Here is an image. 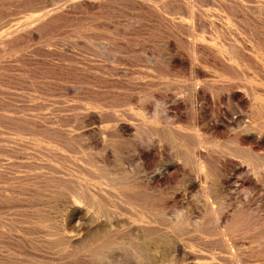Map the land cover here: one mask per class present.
<instances>
[{"label":"bare ground","instance_id":"bare-ground-1","mask_svg":"<svg viewBox=\"0 0 264 264\" xmlns=\"http://www.w3.org/2000/svg\"><path fill=\"white\" fill-rule=\"evenodd\" d=\"M50 1L25 16L0 15V56L15 58L22 39L51 46L76 9L97 13L95 36L70 27L55 37L63 45L81 40L94 59L95 77L83 82H94L95 96L79 108L98 125V164L78 160L68 169L58 124L53 129L40 117L52 109L36 111L31 176L23 171L26 178L15 176L13 187L19 207L33 208L37 238L29 245L23 230L30 228L18 231L16 223L21 235L12 237L8 225L0 233L6 247L27 246L33 264H54L57 257L44 256L52 250L62 264H251L254 252L264 258V0ZM122 9L133 14L120 30L115 13ZM29 57L35 64L43 58L38 51ZM58 76L65 85V74ZM125 140L138 161L134 172L115 169ZM53 150L57 158L48 155ZM173 183L176 192L169 191ZM49 221L58 223L54 232Z\"/></svg>","mask_w":264,"mask_h":264},{"label":"rangeland","instance_id":"rangeland-1","mask_svg":"<svg viewBox=\"0 0 264 264\" xmlns=\"http://www.w3.org/2000/svg\"><path fill=\"white\" fill-rule=\"evenodd\" d=\"M12 1L13 0H11V1L10 0H0V6H1L0 7V15L3 16V17L0 16V18L1 17L2 18L7 17L8 14H9V16L10 15L12 16L17 11L18 12L16 15L25 16V15H28L29 13H32V11L29 9H32L34 12V10L37 9L36 7L40 6L41 4H43V7L48 6V5L45 6V4H49V5H50V3L52 4V2L50 0H45V1L44 0H18V1L14 0L13 2ZM41 1L42 2L44 1L45 3L44 2L42 3ZM52 1L55 2L54 0H52ZM40 2H41V4H40ZM41 7L42 6H40L39 8H41ZM121 11L120 12L118 11L115 13V15L119 18L118 19L116 17L120 23V30H122L121 27L124 28V25H126V23H127V20L125 19V17L128 19V17H131L133 14L131 11H128V9H122ZM124 12H127L126 13L127 16H125L126 14ZM92 20H94V21L97 20V13L95 11L88 12V11L84 10L83 8L76 9L74 11V14L68 15V22L65 21V28L57 29L56 33L53 32V35H55L60 40L64 31L65 32L69 31V29L71 27L73 29L80 28V30H82V31H85L87 29L86 30L87 34L90 37H93L96 34H98V32L95 28L96 22H93ZM88 27H90L91 29L90 28L88 29ZM55 36H54V39L56 41H54V39H52L53 43H55V44L52 43V45H54V46L51 45L52 47L51 46L47 47L46 45H48V44H46L43 40H40V42L37 43L36 41L28 42L26 39H22L21 41L18 42V46H17L21 50H18L15 58L14 57L9 58V57L5 56L4 57L5 59H4L0 56V93H2V94H0V188H1L0 193L2 196V197H0V209H1L0 210V222H1L0 223V230L4 229L3 232L4 231L7 232L8 230H10V229H8V225H10V226L12 225L11 231L13 233H11V231H8V232L10 235H13L15 233L14 228L17 224H18V227L16 226V230H18V231L21 229L23 230V229H27V228L29 229L30 228L29 230L30 231L32 230L31 232H29V231L27 232V231L23 230V232H24L23 235L25 236V238L29 237L28 239H26L27 242L29 241V239H30V241L31 240L34 241L37 238V236L36 237L33 236L35 233V231L33 229L35 220H33L34 218H32V216H31V215H34L32 213L33 210H31L33 208L29 207L30 209H28V207H25L23 209V208L19 207L20 202H19V200L16 197V194L14 192L15 190H14L13 184H14L15 176L16 177H20V176L23 177L25 175L23 171H25L26 175H27V173L29 171L28 167L34 163V160H32V159L35 158L34 155H36V154L34 153L35 147L33 148L34 145L32 146V144L34 143V139H33L34 137L30 133L31 132L30 130H32V129H30V127L33 126V124H34L33 121L34 122L36 121V115L38 114L36 111H39V113H41L40 110L45 106L47 109H52V110L45 111V112L43 110L42 114H44V115H40V117L42 118V120L52 121L54 123L53 129H55L57 127V124H58L59 128L57 127L56 130H58L60 132H58L56 130H54V131H56L55 132L56 137L60 141L61 147L65 148V150L62 149V152L65 151V153H62V152L61 153L64 154V156H65V162H66V166H68V169L70 167V164H74V162L75 161L77 162L78 160L79 161L80 160H84V161L86 160L87 162H89L91 164L93 163V165L98 164L97 149H96L95 145H93L95 143L94 139L96 140L98 125L94 122V120L89 118V116L87 115V112H85L84 110L82 111V109L79 108V107H82L81 104L83 101H85L87 99H93L95 96V90H96L95 87L96 86H95L94 82L92 81V83H90V84L83 82L84 80H86L85 82H87L89 80L88 78L95 77V75L93 74V73L96 74V71L94 70V63H93L94 59L91 55H86L84 53L85 51L81 45V43H82L81 40H74V39H73V41H72V39L66 40L65 45H63V44H61L62 42L57 41ZM43 42H44V44H42ZM21 51H23V52H21ZM36 51H38L42 55L43 58L39 59V61L35 64L33 62V59L30 58L29 56L31 54H33V52H36ZM48 58L53 59L54 65L60 67L63 71L52 70V69L48 68V65L50 64V61H48ZM77 62H80V63L84 62V68L85 69H81V66L76 64ZM60 73H63V75L65 74V85H64V83H62L58 79L59 78L58 74H60ZM48 78L49 79L55 78V79L50 82L47 80ZM73 81L77 82L76 85H75V83H72ZM78 81H82V84H79ZM64 86H65V89H64ZM39 93H42V94L40 95ZM35 95L39 96V97H44V98L46 97V98L44 100H43V98H41L42 100L39 101L40 100V99H38L39 97L37 98V97H35ZM33 103H34V106H33ZM37 103L39 104V107H37V105H38ZM149 104H151V103H148V105ZM42 105H44V106H42ZM49 105H51V106H49ZM77 108L79 109V111L81 110L82 112H78ZM83 112L85 114H83ZM77 113H79V114H77ZM83 116H86L85 117L86 120L83 118ZM5 117H7V118H5ZM12 119H13V121H12ZM55 121L57 123H55ZM58 121L60 123H58ZM12 125H13V127H12ZM62 130L65 134L62 132ZM61 133H62V135L64 134L65 136L64 135L61 136ZM60 136H61V138H60ZM20 138H21V140H20ZM62 139H64V140H62ZM68 139H69V141H68ZM82 140H84L85 142ZM91 142H92V144H91ZM126 142H127L126 140L124 142L123 141L118 142V148H119L118 151H121V152L117 153L116 157L118 160L116 159L117 163H115L116 164L115 169H117L119 171L134 172L135 171L134 169L137 168V166H138V161L135 159V157H133L132 151L129 150L132 147L128 146L129 143L126 144ZM124 144H126V145H124ZM93 146H94V148H92ZM26 153H28L30 156L27 155ZM31 153H33L32 154L33 156L31 155ZM95 153H96V155H95ZM57 154H59V152H57L56 150H53L48 155H52V156H55L57 158V156H58ZM26 157H27V159H26ZM30 158H32V159H30ZM65 169L67 170V167H65ZM19 173H21V174H19ZM29 173H28L29 175H27V179H29L28 177L31 176V172H29ZM26 175L24 176V178H26ZM67 178L68 177H66L65 179H67ZM141 183H142V181H140L139 185ZM175 185H177V184L173 183L170 185V187H169L170 192H174L175 190H177L176 189L177 186L175 187ZM140 186L143 187L144 185L141 184ZM196 191H197V188L195 189V192L194 193L192 192L191 194L192 195L195 194ZM177 192H179V191H177ZM5 193L7 194V196ZM12 195H14L15 197ZM187 200H189V199H187ZM227 202H229L228 199H227ZM8 203H10V204H8ZM199 205H202V203H199ZM26 209H28V210L26 211ZM21 213L22 214L24 213L23 215H25V214L29 215L30 216L29 218H32L31 222H33V224H31V227H29L30 226V219L28 218V216H27V218H28L27 219V218H25L26 215L23 216V215H21ZM20 215L22 217H20ZM23 217L25 219H23ZM52 219H53V221L58 220L56 222H59V220H60V219H58V217L56 218V216L53 217ZM19 220L21 221L22 224L19 222ZM22 220L25 222L28 220L29 225L27 223L24 224V222H22ZM53 221H52V223H51V221H49V224L51 223L50 224L51 228L48 225V222L46 223V225L49 226L48 227L49 230H51L52 232H54L52 230V228H54V227L56 228L58 226V223L53 222ZM3 222H5V223H3ZM5 224H7V225L5 226ZM19 224H21L22 226ZM52 224L54 227H52ZM55 225H57V226H55ZM1 226L2 227L4 226V228H2ZM10 226H9V228H11ZM5 228H6V230H5ZM128 229L126 227L124 229V232L126 233V231H127V233H128ZM54 230H56V229H54ZM33 231H34V233H32ZM1 232H2V230L0 231V233ZM23 232H21V233H23ZM26 233H31V234H29V235L27 234L28 235L27 236ZM15 234L17 235L20 233L18 232ZM16 235H13L12 237H14ZM0 241H1L0 242V259L1 260L3 259L2 257L6 256V255H8V256L10 255L9 258L6 256L7 259L14 258L13 254L11 253V252H13L15 258H14V260L13 259L9 260V262L12 261V263L17 264V262H14V261L16 260V258H17L16 261L19 260L18 257H20V255L17 256V253L20 252L21 255L23 254L22 257L24 256L23 259L27 262V264H33V261H31V260H34L33 259L34 256H33V254H31L32 251L27 246H24V247H25V250H27V249L28 250L26 251V253H23V252H25L23 250L24 247L23 248L21 247L22 250L20 251V248L17 245H15L14 243H11V244L7 245V247H6V244L4 243V239H2L1 235H0ZM30 241L28 242V244L30 243ZM29 245H31V244H29ZM15 246H16V248H15ZM5 248H8V249H6V251H7L6 254H5L6 251L3 250ZM17 249H18V251H17ZM10 250H11V252H8ZM15 251H17V253ZM52 251H53V253H55L56 250H52ZM52 251H50L48 253V256H50V257H48L47 254L44 255L46 257L45 260L50 259V258L53 259V257L54 258L57 257L55 260L53 259V263L55 261H56L55 263H58V261L60 259H62L61 254L58 253V256L57 255L53 256ZM28 252L30 253V255ZM2 254H3V256H2ZM24 254H26V255L28 254L29 256L28 255L27 256L29 258L31 257V255L33 257H31V260H28L29 258H27V260H26L27 256L25 257ZM49 254H51V255H49ZM255 254H256V252H254V254H253L254 257H252L250 259V263L251 264H264V258L257 257V256H255ZM11 256H12V258H10ZM59 256H60V259L58 258ZM22 257L20 259L21 261L20 260L18 261L19 264H22V261H23V263L25 262L24 260H22ZM7 259L5 258L6 262H4L5 261L4 259L2 260L4 264H10L7 261ZM65 259H66V257H65ZM1 260H0V264H2ZM28 261H30L32 263H30ZM67 261H65V262H67ZM26 262L24 264H26ZM59 262H61V261H59ZM61 264H62V262H61ZM65 264H67V263H65Z\"/></svg>","mask_w":264,"mask_h":264}]
</instances>
